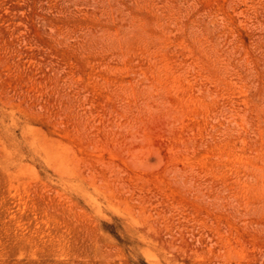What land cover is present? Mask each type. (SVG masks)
Segmentation results:
<instances>
[{
    "label": "rangeland",
    "instance_id": "obj_1",
    "mask_svg": "<svg viewBox=\"0 0 264 264\" xmlns=\"http://www.w3.org/2000/svg\"><path fill=\"white\" fill-rule=\"evenodd\" d=\"M0 264H264V0H0Z\"/></svg>",
    "mask_w": 264,
    "mask_h": 264
}]
</instances>
